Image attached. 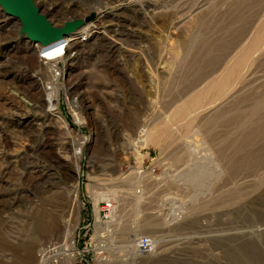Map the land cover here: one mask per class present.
I'll return each mask as SVG.
<instances>
[{
  "label": "rangeland",
  "instance_id": "obj_1",
  "mask_svg": "<svg viewBox=\"0 0 264 264\" xmlns=\"http://www.w3.org/2000/svg\"><path fill=\"white\" fill-rule=\"evenodd\" d=\"M30 2L89 48L50 84L0 3V264H264V0ZM48 85L58 119L82 92V131Z\"/></svg>",
  "mask_w": 264,
  "mask_h": 264
},
{
  "label": "bare ground",
  "instance_id": "obj_2",
  "mask_svg": "<svg viewBox=\"0 0 264 264\" xmlns=\"http://www.w3.org/2000/svg\"><path fill=\"white\" fill-rule=\"evenodd\" d=\"M105 15H106V13L104 11H102V14L100 16H98L99 20L100 19H103L105 17ZM57 23H56V21H55L54 18H47V19H44L42 21V23L38 25V28L37 29L39 30L42 27H44L45 25L51 26L52 28H63L64 27V26L59 25ZM84 24H85L84 22L80 21V23H79L80 26L77 28L78 30L76 29L77 32L76 33H72L71 32L70 34L65 35L64 38H63L64 39V42L58 43L56 41V42L50 44V45H52L50 47H46V46L42 45L41 48L43 49V51H42V54L41 55H36V48L37 47H35L34 45H32V43H34V42L32 41V38L31 39L29 38L30 39L29 45H30V48H31V54L29 56H27V57L28 58H31V60H35L37 62V64H38V71H44L45 73H47V71H48V74H49L48 77L49 78L51 77V79L53 80V81L52 80L50 81V84H51V82L53 83V85L54 84L55 85L60 84V78H62L63 83L65 82L64 85H66L67 82L70 83L71 80L73 79V77H71V73L64 72V70L60 68V62L61 63L63 62L64 64H66V63L68 64V63L71 62V60L74 59V56L79 55V53L81 51H83V48L84 49L87 48V47L89 48L88 40L90 38V35H89L90 33H89L88 30L90 29V26L89 25H84ZM108 26H111V25H107L106 27H108ZM112 28H110V30ZM76 30H74V31H76ZM117 32H118L119 36L122 35L121 31H117ZM64 48H65V50H64ZM64 52H65V54L64 55H61ZM61 65H63V64H61ZM54 81H55V83H54ZM54 88H56V86ZM54 88L51 85H48L46 87V89L43 88L44 94H46V101H47L49 107L51 108L50 111L53 112L52 114L56 118V122L58 124H60V126L62 128H69L64 119H61V118L58 119L55 116V115H58V114H55V113H57V108H55V107H57L59 105L58 104L59 97H58V93L57 94L54 93ZM47 90H53L54 95L52 96L51 94H49V92H52V91L47 92ZM74 92L73 91L72 92H69V89L67 88V93H69L68 97H70V93H74ZM81 93L82 92L76 93L77 95L75 94L76 95V98L78 99V101H79L80 104H82L83 102H86V99L83 96L81 98V96H80ZM44 94H43V97H44ZM71 98L73 99V97H71ZM73 101H74V99H73ZM86 103H88V102H86ZM144 139H142V138L139 139L138 140V143L144 144V142H145ZM80 151H81V149H80ZM78 153H79V151H78ZM173 205H175V204L173 203ZM179 208L180 207H177L175 209H173V208L171 209V207H170V212L171 213L168 212V214H167V216H168L167 223L169 225L173 224L174 221L179 220L181 218L179 215H177L178 212H179L178 211ZM150 237H152V236H150ZM139 238L136 237L134 239L133 246L131 247V251H129V252H132L131 255H133V257L134 256H138L139 258H141L142 256H146V254H148V256L151 255L153 253L152 252L153 250L155 252V249H153L151 251V253L147 252L145 254H140L139 252H141V251H140V247H139V240H138ZM155 242H156V246H157V244H158L157 243V240L156 241L153 240L154 245H155ZM154 248H155V246H154ZM65 251H67V250H65ZM63 254L64 255H68L69 253L68 252L67 253H64L63 252Z\"/></svg>",
  "mask_w": 264,
  "mask_h": 264
},
{
  "label": "water",
  "instance_id": "obj_3",
  "mask_svg": "<svg viewBox=\"0 0 264 264\" xmlns=\"http://www.w3.org/2000/svg\"><path fill=\"white\" fill-rule=\"evenodd\" d=\"M0 0L4 9L8 14L21 19L23 23V31L29 34V38L35 43H40L46 47H50L52 43H62L65 35L76 30L80 25V21L66 22L63 28H52L45 25L41 29L37 26L42 23V19L37 9L32 8L29 0ZM35 34V35H34ZM54 45V44H53Z\"/></svg>",
  "mask_w": 264,
  "mask_h": 264
},
{
  "label": "built area",
  "instance_id": "obj_4",
  "mask_svg": "<svg viewBox=\"0 0 264 264\" xmlns=\"http://www.w3.org/2000/svg\"><path fill=\"white\" fill-rule=\"evenodd\" d=\"M77 30L72 32V33H76ZM63 42H64V39H63ZM36 45H41V44L40 43H36ZM64 50H65V48H64ZM64 54H65V52L63 54H61V55H64ZM65 97H66L65 101L68 100L67 104L70 107H66L65 110H62V109L59 108V111L61 112L60 115H61L62 118H64L68 122L69 126H71L70 125V121H69V119H71V121L73 123V126H71V127L74 130L75 129H77V130L79 129V132H80V131H82V130H80V128L87 125L86 119L88 117V113H90V111L88 112L87 109H89V107H86V106H83V105H79L77 103V102H79L78 99H74V100H76L74 102L73 99L71 97H68L67 94H66ZM61 100L62 99L59 98V106H60V101ZM85 138H86V141H88V136L86 137V135H85ZM150 172H151V170H150ZM142 174H144V173H142ZM144 175H146V174H144ZM102 209H103V211L105 213L111 214L116 209L115 200L113 198H109L106 201H104ZM89 227H90V224L88 226H86V225L83 226L82 234H81V232L79 233V240L82 239L83 234L88 231ZM138 240H139V247H140V251H141V252H139L140 254H145L147 252L150 253L154 249L155 245L153 243L154 239L152 237H150L148 235H142V236H140V238ZM78 251L82 255H86L85 254L86 253L85 249H83V250L79 249Z\"/></svg>",
  "mask_w": 264,
  "mask_h": 264
}]
</instances>
